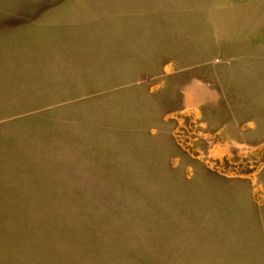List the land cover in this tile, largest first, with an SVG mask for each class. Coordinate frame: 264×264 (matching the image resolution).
Listing matches in <instances>:
<instances>
[{
	"label": "rangeland",
	"instance_id": "rangeland-1",
	"mask_svg": "<svg viewBox=\"0 0 264 264\" xmlns=\"http://www.w3.org/2000/svg\"><path fill=\"white\" fill-rule=\"evenodd\" d=\"M0 264H264V0H0Z\"/></svg>",
	"mask_w": 264,
	"mask_h": 264
},
{
	"label": "crops",
	"instance_id": "crops-1",
	"mask_svg": "<svg viewBox=\"0 0 264 264\" xmlns=\"http://www.w3.org/2000/svg\"><path fill=\"white\" fill-rule=\"evenodd\" d=\"M254 37V36H253ZM253 37H251V39H253ZM244 40L242 42H240L238 45H239V49L241 50H245V51H248L249 52H246L250 55H252L251 52H254L255 50H258L259 49V46L260 45L259 43H256L255 41L253 42L252 40ZM234 47V46H233ZM232 62H235V60H233ZM253 62L251 61H247L245 63H241V61H239V65L238 66H241L240 68V71L238 72L240 74V78L243 80L244 78H242L243 76L246 75V79H249L251 78V72L249 70L250 66L252 65ZM253 80V78H252Z\"/></svg>",
	"mask_w": 264,
	"mask_h": 264
}]
</instances>
